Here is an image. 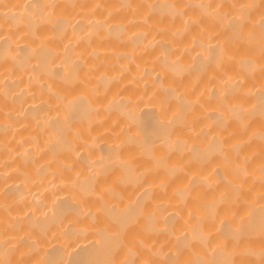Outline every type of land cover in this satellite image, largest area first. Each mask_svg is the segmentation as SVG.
<instances>
[{
  "label": "bare ground",
  "instance_id": "obj_1",
  "mask_svg": "<svg viewBox=\"0 0 264 264\" xmlns=\"http://www.w3.org/2000/svg\"><path fill=\"white\" fill-rule=\"evenodd\" d=\"M0 264H264V0H0Z\"/></svg>",
  "mask_w": 264,
  "mask_h": 264
}]
</instances>
